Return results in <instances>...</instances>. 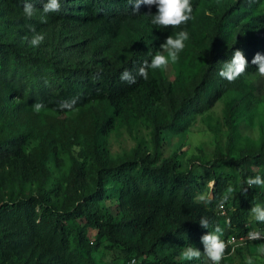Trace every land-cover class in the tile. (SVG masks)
Returning <instances> with one entry per match:
<instances>
[{"label": "trees", "instance_id": "1", "mask_svg": "<svg viewBox=\"0 0 264 264\" xmlns=\"http://www.w3.org/2000/svg\"><path fill=\"white\" fill-rule=\"evenodd\" d=\"M46 2L33 0L29 19L24 0H0V129H9L0 136V183L7 190L0 186V264H105L93 258L99 249L111 253L110 264H192L176 258L190 245L203 248L201 237L217 225L222 240L264 231V223L250 219L252 206L264 204V187L241 194L247 178H264L253 171L264 166V155L252 151L255 146L237 154L231 148L235 121L256 105L243 81L257 73L254 55H264V0H191L193 18L165 29L146 15L156 13L155 5L134 12L128 0H60V12L44 14ZM32 28L44 35L38 47L30 45ZM181 30L189 34L183 60L192 50L191 63L184 62L193 70L184 88L157 69L147 80L121 81L122 72L136 75ZM237 49L248 69L228 82L218 73ZM226 92L239 98L225 112V152L216 149L210 160L195 159L183 171L172 157L161 159L160 134L182 133ZM72 98L78 99L71 111L58 108ZM36 103L43 104L39 112ZM94 109L95 115L89 112ZM74 111L86 113L75 119L88 128L81 159H70L63 186H45L56 156L49 138L56 131L60 147L70 146L74 124L63 118ZM17 114L29 124L28 118L42 114L48 123L10 129ZM116 119L147 121L150 150L136 146L112 160L103 139ZM224 167L235 175L219 174ZM219 205L228 223L218 215ZM201 217L209 220L208 229L200 227Z\"/></svg>", "mask_w": 264, "mask_h": 264}, {"label": "rangeland", "instance_id": "2", "mask_svg": "<svg viewBox=\"0 0 264 264\" xmlns=\"http://www.w3.org/2000/svg\"><path fill=\"white\" fill-rule=\"evenodd\" d=\"M113 48V45L111 43ZM162 54L163 51L161 52ZM192 50L188 53V58L183 60L182 52L179 53V59L176 63H169L166 69H157V72L164 80L168 82H174L175 87L184 88L187 83L188 75L191 76L192 68L184 62H190L192 58ZM191 68V69H190ZM178 72V73H177ZM178 74V76H177ZM177 76L178 80L175 79ZM244 84L250 89V96L255 101V107L250 111L244 112L235 121L237 125L238 137L235 138V142L232 145L233 154H237L239 150L245 147L255 146L252 151L259 150V153L264 155V78H261L258 73L251 74L244 79ZM239 94L232 92L224 93L221 98L215 103V105L206 112L194 116L188 121L185 130L182 133H161L160 134V147L158 149L159 156L161 159L170 158L178 163L179 170L183 171L186 166L190 164L191 161L198 159L203 163L210 160L217 149L220 153L225 152V144L227 138V127L224 122L226 116V109L228 104L233 103ZM94 111V115L97 111ZM85 111H74L70 115L63 118V121L67 122L71 120L74 125L71 126L70 130L73 132L70 146L67 148L63 146L60 147L58 134L56 131H52L51 138L49 141L56 142L55 145V158L51 162V172L45 174L44 182L45 186H49L52 183H60L61 186L64 184V179L61 176L65 174L66 166L70 159L80 160L83 153V132L88 128L86 122L83 119L78 123H75V119L80 115H85ZM79 119V118H78ZM27 119L17 114L12 120L10 129H14L18 126L28 127L29 124ZM86 120V117H85ZM30 126H36L39 128L44 127L48 123V119L44 118V115H32L28 118ZM7 129V128H6ZM11 131V130H10ZM150 131L147 121H142L138 119H116L114 122L113 129L104 137V143L109 151V156L112 160H118L127 156L131 150L136 146L146 147L150 150ZM9 133V129H0V136L6 137ZM259 148V149H258ZM49 151V150H48ZM50 152V151H49ZM256 173L264 174V166L253 169ZM219 174H233L235 172L224 167L219 170ZM59 177V178H57ZM5 183H0L1 188L4 189ZM210 188V184L207 185V189ZM259 188H263L260 187ZM26 191L32 189H25ZM250 219L253 220L252 214ZM93 232L89 231V237H91ZM263 244H245L236 248L234 254H230L225 262L227 264H245L246 258L253 257L254 264H264V254H259L257 248ZM203 252V248H197ZM93 258L97 262H104L105 264H110L112 259L111 253H106L103 249H99L93 254ZM178 261H183L181 259V254L176 258ZM188 262V261H185ZM192 264H209V261L205 256H201L198 260H193Z\"/></svg>", "mask_w": 264, "mask_h": 264}, {"label": "clouds", "instance_id": "3", "mask_svg": "<svg viewBox=\"0 0 264 264\" xmlns=\"http://www.w3.org/2000/svg\"><path fill=\"white\" fill-rule=\"evenodd\" d=\"M129 4L132 5L134 12H138L141 5L153 6L155 5L157 11L155 14L148 13L151 17V23L156 26V28H179L181 25L186 24L191 20L193 7L191 0H128ZM33 0H24L23 12L24 15L31 19L36 11L33 6ZM61 11L60 0H47L43 3L42 12L44 14L57 13ZM35 33V29L32 28ZM189 39V34L185 30L179 31L175 38L168 36L164 43L160 45L163 53H157L152 56L150 63L144 61L142 65L137 70L136 75H133L129 71H124L120 75L122 82H126L129 85L136 83V77L139 76L144 80L149 78V70L156 69H166L169 63H176L179 59V53L185 47V41ZM44 41V35L35 33L30 40V45L33 47H38ZM251 63L256 66V71L261 78H264V55L257 52ZM248 69V61L246 60L243 52L241 50H235L232 53L231 58L223 63L222 69L219 71L218 75L221 78L226 79L228 82H233L242 76ZM78 98H72L70 100L62 101L58 108L60 110L71 111L76 105ZM43 108L42 103H36L34 105V111L39 112ZM247 187H242L241 194H246L247 188H252L255 186L264 187V178L259 175L255 177H249L243 181ZM229 189V192H232ZM200 199L205 200L204 196ZM252 218L258 223H264V204H255L250 209ZM201 228L208 229L210 227V222L206 217H201L198 221ZM230 223V222H229ZM223 230L217 225L213 231L207 232L206 235L201 237V242L203 244V252L194 246L190 245L185 248L181 253V259L184 261L198 260L201 256H205L209 261V264H220L224 259L226 252H228L229 243L234 244L231 253L236 252V248L240 247V244L235 242V238L232 241L226 242L221 239ZM247 239L249 241H256L264 239V231L254 230L247 233ZM259 254H264V245L257 248ZM245 264H254L253 257L249 256L246 258Z\"/></svg>", "mask_w": 264, "mask_h": 264}, {"label": "built area", "instance_id": "4", "mask_svg": "<svg viewBox=\"0 0 264 264\" xmlns=\"http://www.w3.org/2000/svg\"><path fill=\"white\" fill-rule=\"evenodd\" d=\"M208 185H209V184H208ZM217 211H218V215H220V216H222V217L224 218L225 223H228V217H227L226 212H225V210H224V208H223L222 205H219V206H218ZM254 230H258V229H254ZM254 230H251V231H254ZM249 232H250V231H249ZM247 233H248V232H246L245 234L239 235V236H234V235H230V234H229V235H227V236L224 238V241H226V242H230V241L233 240V238H235V242H236L237 244H240V245L251 244V243H255V242H257V241H263V242H264V239H262V240H256V241H249V240L247 239ZM234 246H235L234 244L229 243L228 252H226V254H225V256H224V259L220 262V264H227V263L225 262V260H226V258L230 255V253H231V249H232V247H234Z\"/></svg>", "mask_w": 264, "mask_h": 264}]
</instances>
